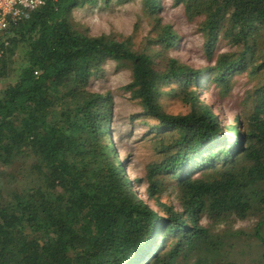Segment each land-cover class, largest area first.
<instances>
[{
  "label": "trees",
  "instance_id": "16d2710c",
  "mask_svg": "<svg viewBox=\"0 0 264 264\" xmlns=\"http://www.w3.org/2000/svg\"><path fill=\"white\" fill-rule=\"evenodd\" d=\"M110 1L47 0L0 38V264H238L216 225L254 217L249 236L264 248V0H176L204 36V68L169 54L181 38L161 0H142L143 48L73 16ZM106 60L131 69L123 88L175 130L134 180L145 198L111 139L110 96L90 87ZM235 74L252 85L221 121L202 90L222 100ZM174 80L178 114L160 101Z\"/></svg>",
  "mask_w": 264,
  "mask_h": 264
},
{
  "label": "rangeland",
  "instance_id": "374dc122",
  "mask_svg": "<svg viewBox=\"0 0 264 264\" xmlns=\"http://www.w3.org/2000/svg\"><path fill=\"white\" fill-rule=\"evenodd\" d=\"M161 13L164 20L173 25L181 38L169 54L197 68L210 65L203 50L204 36L198 30L197 23L187 18L184 5L176 4V0H161ZM95 15L102 18L101 24L88 23L89 17ZM73 16L93 35L113 33L125 38L132 36L135 48H143L146 45L145 39L151 28L150 19L143 10L142 0H111L109 3H100L95 7L79 6L74 9ZM227 48L228 46L222 44L219 50ZM102 68L100 75L91 80L90 87L96 91L106 92L110 96L111 139L118 149L119 158L125 159L123 163L126 175L134 181L136 177L146 174L147 166L159 157L157 150L159 142L175 134V130L159 126V121L145 113L137 100L131 97L130 92L123 88L131 81L132 71L129 67L113 60H106ZM208 77L209 74L204 73L200 83L204 85ZM231 85L232 92L225 95L222 100L216 88L206 91L207 87H204L202 90L206 104L216 101L214 112L219 114L221 121L225 118L232 120L234 113L243 109L240 99L252 84L247 76L235 74ZM179 86L176 80L164 83L160 95V101L166 109L175 114L187 111V107L175 96V90L179 89ZM201 171L196 169L194 174L197 175ZM133 185L138 194L145 198L143 186L135 181ZM172 189L171 187L167 194L173 193ZM165 199L169 200L166 196ZM208 220L207 218L206 222ZM254 222V217L240 219L233 216L216 225L220 231L232 232L230 236L234 240L232 243H235V251L241 254L239 255L241 259L239 257L238 260L236 259L238 264H264V248L258 246L249 236ZM236 231L239 233L236 234Z\"/></svg>",
  "mask_w": 264,
  "mask_h": 264
},
{
  "label": "built area",
  "instance_id": "2783aa9c",
  "mask_svg": "<svg viewBox=\"0 0 264 264\" xmlns=\"http://www.w3.org/2000/svg\"><path fill=\"white\" fill-rule=\"evenodd\" d=\"M46 2L47 0H0V38L8 44L12 27L29 19L31 13Z\"/></svg>",
  "mask_w": 264,
  "mask_h": 264
},
{
  "label": "clouds",
  "instance_id": "9594fccd",
  "mask_svg": "<svg viewBox=\"0 0 264 264\" xmlns=\"http://www.w3.org/2000/svg\"><path fill=\"white\" fill-rule=\"evenodd\" d=\"M102 22H103L102 18L99 15L91 16L88 19V23L92 25H98L101 24Z\"/></svg>",
  "mask_w": 264,
  "mask_h": 264
}]
</instances>
